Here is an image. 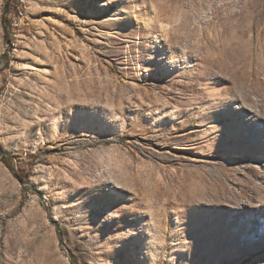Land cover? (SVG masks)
Returning <instances> with one entry per match:
<instances>
[{
  "label": "rangeland",
  "instance_id": "obj_1",
  "mask_svg": "<svg viewBox=\"0 0 264 264\" xmlns=\"http://www.w3.org/2000/svg\"><path fill=\"white\" fill-rule=\"evenodd\" d=\"M0 146V264H264V0H0Z\"/></svg>",
  "mask_w": 264,
  "mask_h": 264
},
{
  "label": "trees",
  "instance_id": "obj_2",
  "mask_svg": "<svg viewBox=\"0 0 264 264\" xmlns=\"http://www.w3.org/2000/svg\"><path fill=\"white\" fill-rule=\"evenodd\" d=\"M5 30V37L8 35L7 26L4 27ZM0 159L2 162H4L15 174V176L23 183L26 182V176L23 174L16 172L14 168L12 167V164L10 162V154L6 152L1 146H0Z\"/></svg>",
  "mask_w": 264,
  "mask_h": 264
},
{
  "label": "built area",
  "instance_id": "obj_3",
  "mask_svg": "<svg viewBox=\"0 0 264 264\" xmlns=\"http://www.w3.org/2000/svg\"><path fill=\"white\" fill-rule=\"evenodd\" d=\"M19 9V12L18 14L12 18V25L15 27V26H18V18H22L23 17V10L21 9V7L18 8Z\"/></svg>",
  "mask_w": 264,
  "mask_h": 264
},
{
  "label": "bare ground",
  "instance_id": "obj_4",
  "mask_svg": "<svg viewBox=\"0 0 264 264\" xmlns=\"http://www.w3.org/2000/svg\"><path fill=\"white\" fill-rule=\"evenodd\" d=\"M250 117H251V115L249 112L245 113V120H247V123H249L248 120Z\"/></svg>",
  "mask_w": 264,
  "mask_h": 264
}]
</instances>
